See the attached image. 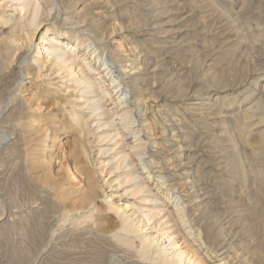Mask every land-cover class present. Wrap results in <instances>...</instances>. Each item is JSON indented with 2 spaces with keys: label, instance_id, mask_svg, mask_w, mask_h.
I'll use <instances>...</instances> for the list:
<instances>
[{
  "label": "rangeland",
  "instance_id": "obj_1",
  "mask_svg": "<svg viewBox=\"0 0 264 264\" xmlns=\"http://www.w3.org/2000/svg\"><path fill=\"white\" fill-rule=\"evenodd\" d=\"M49 2L0 0V264H264V0Z\"/></svg>",
  "mask_w": 264,
  "mask_h": 264
},
{
  "label": "bare ground",
  "instance_id": "obj_2",
  "mask_svg": "<svg viewBox=\"0 0 264 264\" xmlns=\"http://www.w3.org/2000/svg\"><path fill=\"white\" fill-rule=\"evenodd\" d=\"M18 2V5H19V9H21V12L22 11H26L25 13L28 12L29 13H33V18L36 21H38L42 14L45 13L46 9L51 5V3L49 2V0H17ZM31 13V14H32ZM1 18V17H0ZM5 19V18H4ZM3 23L8 24L9 23V20L6 19V20H3ZM11 23V22H10ZM15 23V22H14ZM32 23V22H31ZM34 23V21H33ZM41 23L38 21L37 23H35L34 25V31L38 30L39 28V25ZM15 26V25H14ZM4 27V26H2ZM15 30V27L13 28V31ZM16 31V30H15ZM1 32V31H0ZM44 32V31H43ZM59 35V34H58ZM56 36V35H55ZM76 39V43L73 44L69 41H66V40H62L61 37L58 38V37H53L52 35L49 34L48 31H45V33L41 36V43H40V46L38 48V51H37V55L36 57H42V54L45 53L44 51L46 50V45H48L50 42H53L54 45L52 47H49L47 48V53H48V56L47 58H51L50 60H52V64L56 65V66H59V65H63L64 68L65 67H70L69 65V62L72 61V55L71 53L69 52L70 50L72 51H76L78 47L82 46V47H87V50H90V51H86L85 55H87L88 53L92 52L93 54V57H95L96 55V50H93L92 49V44L91 43H88L87 40H83L81 39L80 37H75ZM10 40V43L12 42V45L16 44L17 40H16V36L15 35H12L11 38L9 39ZM19 43V42H18ZM19 45V44H18ZM29 46V45H28ZM24 52V51H23ZM22 53V52H21ZM92 57V58H93ZM98 60L100 61V58L101 57H97ZM103 63V62H102ZM112 65H110L108 63V61L104 62L103 63V68L101 70V73H104V76L106 79V82H109V86H113V92L112 94L114 95L115 97V103L119 105H122V104H127L128 102V97L129 95L127 94L126 90L124 87H122V83L120 81V78L117 76H114V71H113V68L111 67ZM78 67V66H77ZM72 70V69H70ZM85 76V75H84ZM129 91V90H128ZM112 95V96H113ZM97 96H99V94H97ZM93 99V98H92ZM90 100V99H89ZM88 100V101H89ZM101 108L100 104H95V109L98 111L99 109ZM95 111V110H94ZM104 116V115H103ZM81 125V122L80 124ZM82 136L85 137V133L81 132L80 133ZM82 138V137H81ZM86 138V137H85ZM136 138H138V140L140 139V136L139 134H137ZM140 159V158H139ZM115 204V203H114ZM116 207V206H115ZM119 208V207H118ZM120 209V208H119ZM121 211V210H119ZM120 213V212H119ZM122 215V214H121ZM120 215V216H121ZM146 217V216H145ZM148 218V217H147ZM123 225H125V229L128 228L130 230H134V226L132 225V222L130 221V216L126 215V214H123ZM124 227V226H123ZM139 228H137L136 230H138ZM127 230V229H126ZM135 230V231H136ZM143 231V229L141 230ZM130 232V231H129ZM134 232V231H132ZM137 233V232H136ZM158 239L157 238H154V239H149L147 240L144 245L147 247V248H150L154 245L155 242H158L157 241ZM165 250V249H164ZM147 252V251H146ZM182 253V252H181ZM171 255V254H170ZM183 255V254H182ZM159 258H160V261L163 263V264H182V261L181 260H178L174 257H170L166 251H162L160 255H158ZM175 256V255H174ZM187 258V257H186ZM189 258V257H188ZM190 260V258H189ZM194 260V259H193ZM199 264V263H195V261H191V264Z\"/></svg>",
  "mask_w": 264,
  "mask_h": 264
}]
</instances>
